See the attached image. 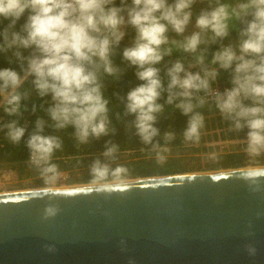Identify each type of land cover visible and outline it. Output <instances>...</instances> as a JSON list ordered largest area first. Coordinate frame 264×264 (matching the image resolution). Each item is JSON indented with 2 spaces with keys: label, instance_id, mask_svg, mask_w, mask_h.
Listing matches in <instances>:
<instances>
[{
  "label": "clouds",
  "instance_id": "clouds-1",
  "mask_svg": "<svg viewBox=\"0 0 264 264\" xmlns=\"http://www.w3.org/2000/svg\"><path fill=\"white\" fill-rule=\"evenodd\" d=\"M129 70L137 83L121 94ZM113 99L157 163L177 138L157 126L165 104L186 117L184 142L200 140L211 103L245 153L264 156V0H0V132L23 143L44 185L59 181L54 156L68 130L78 146L102 142L88 165L97 194L127 182ZM240 179L254 192L264 183L255 170ZM59 211L48 203L42 219Z\"/></svg>",
  "mask_w": 264,
  "mask_h": 264
},
{
  "label": "water",
  "instance_id": "water-1",
  "mask_svg": "<svg viewBox=\"0 0 264 264\" xmlns=\"http://www.w3.org/2000/svg\"><path fill=\"white\" fill-rule=\"evenodd\" d=\"M248 170L264 175L257 165L130 178L111 194L89 183L0 193V264H264V183L252 191ZM48 203L60 211L44 220Z\"/></svg>",
  "mask_w": 264,
  "mask_h": 264
},
{
  "label": "rangeland",
  "instance_id": "rangeland-1",
  "mask_svg": "<svg viewBox=\"0 0 264 264\" xmlns=\"http://www.w3.org/2000/svg\"><path fill=\"white\" fill-rule=\"evenodd\" d=\"M243 143V139L237 136L234 138L225 137L224 130L221 129L203 130L200 134V140L196 143L182 141L180 145H173L172 143L166 145L168 151L165 153L166 161L164 163H157L155 153L146 148L119 151L116 153L115 162L126 165L130 171L138 167L145 168L154 172L152 175L157 176L264 165V156L259 158L250 157L245 153ZM228 153H235L237 156L231 159L225 156ZM86 167L88 168V166ZM85 171L86 168L84 167L69 170L65 184L59 185V182L51 186L43 183L34 186L30 184L33 187L25 189L22 186L18 190L10 191L85 184L88 183V180L83 178ZM137 177L140 176L130 174L127 179ZM3 192L7 191H0V193Z\"/></svg>",
  "mask_w": 264,
  "mask_h": 264
},
{
  "label": "trees",
  "instance_id": "trees-1",
  "mask_svg": "<svg viewBox=\"0 0 264 264\" xmlns=\"http://www.w3.org/2000/svg\"><path fill=\"white\" fill-rule=\"evenodd\" d=\"M172 58L166 57V61ZM161 67L163 68V65ZM161 74L163 75V71ZM136 83L137 81L135 77L131 74V70H129L128 74L115 87L118 88L122 94L129 88L134 87ZM160 102L164 103V99L162 98ZM111 107L114 126L117 129L116 133L111 137V139L114 143L119 145L118 152L126 149H145V146H143L138 141V139L132 134V131L125 126L124 120L120 118L119 114L122 111V105L120 102L116 99H113ZM200 110L205 115V126L201 132L203 130L221 129L224 130V136L227 138H234L235 136L242 138V134H237L234 131L229 130L227 124L221 120L218 112L211 105V103L206 104ZM0 115H2V113H0ZM25 118L27 120L34 119V117L29 113H25ZM4 119L7 120L8 118L5 117ZM128 119L130 120L131 117ZM185 122L186 117L181 115L179 111L174 109L172 106L165 104L164 111L159 116V122L157 126L161 129L162 133L167 130L175 131L177 133V138L171 143L173 145H180L183 139L179 133L184 128ZM70 132L71 130L61 133L64 140V147L62 150L56 152L54 156V162L59 165L60 170H72L83 167L86 168L83 178L88 180V168L86 166H88L87 164H90L94 157L100 154L102 150V142H93L88 146H78L71 137ZM0 139L4 142L3 147L0 150L1 157L9 160H22L27 156L28 150L24 147L23 143H11L3 132H0ZM225 156L234 159L237 155L235 153H228ZM153 173L154 172H151L145 168L139 167L130 171V174L140 177L152 175Z\"/></svg>",
  "mask_w": 264,
  "mask_h": 264
},
{
  "label": "built area",
  "instance_id": "built-area-1",
  "mask_svg": "<svg viewBox=\"0 0 264 264\" xmlns=\"http://www.w3.org/2000/svg\"><path fill=\"white\" fill-rule=\"evenodd\" d=\"M4 142L0 139V150ZM66 170H60L59 185L65 184ZM36 170L29 163V154L22 160H9L0 156V191L18 190Z\"/></svg>",
  "mask_w": 264,
  "mask_h": 264
},
{
  "label": "flooded vegetation",
  "instance_id": "flooded-vegetation-1",
  "mask_svg": "<svg viewBox=\"0 0 264 264\" xmlns=\"http://www.w3.org/2000/svg\"><path fill=\"white\" fill-rule=\"evenodd\" d=\"M66 171H69V170H66ZM41 183H42L41 177L38 175V173H36V174L29 175V177L23 182L22 186L26 189V188L33 187L34 185L41 184ZM30 184L33 186H30Z\"/></svg>",
  "mask_w": 264,
  "mask_h": 264
},
{
  "label": "bare ground",
  "instance_id": "bare-ground-1",
  "mask_svg": "<svg viewBox=\"0 0 264 264\" xmlns=\"http://www.w3.org/2000/svg\"><path fill=\"white\" fill-rule=\"evenodd\" d=\"M237 168H249V167H237ZM230 169H232V168H230ZM222 170H225V169H222ZM212 171H218V170H212ZM207 172H209V171H207ZM181 174H184V173H181ZM137 178H140V177H137ZM78 185H81V184H78ZM68 186H70V185H68ZM61 187H66V186H61Z\"/></svg>",
  "mask_w": 264,
  "mask_h": 264
}]
</instances>
